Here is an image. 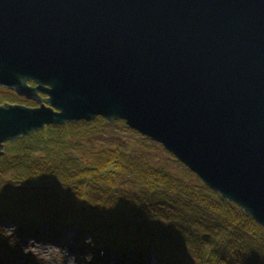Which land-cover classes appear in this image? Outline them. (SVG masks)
<instances>
[{"label": "water", "instance_id": "obj_1", "mask_svg": "<svg viewBox=\"0 0 264 264\" xmlns=\"http://www.w3.org/2000/svg\"><path fill=\"white\" fill-rule=\"evenodd\" d=\"M0 87L38 103H0V156L124 119L264 226V0H0Z\"/></svg>", "mask_w": 264, "mask_h": 264}, {"label": "trees", "instance_id": "obj_2", "mask_svg": "<svg viewBox=\"0 0 264 264\" xmlns=\"http://www.w3.org/2000/svg\"><path fill=\"white\" fill-rule=\"evenodd\" d=\"M6 100L37 105L0 87ZM121 128L134 140L116 144ZM162 150L124 119L103 116L8 141L0 156V260H14L27 237L60 233L63 243L68 224L81 229L76 249L109 244L128 264H264V226Z\"/></svg>", "mask_w": 264, "mask_h": 264}, {"label": "rangeland", "instance_id": "obj_3", "mask_svg": "<svg viewBox=\"0 0 264 264\" xmlns=\"http://www.w3.org/2000/svg\"><path fill=\"white\" fill-rule=\"evenodd\" d=\"M87 121H91V120H87ZM119 130L121 132H116L117 136L114 139L116 144H118V141L127 142L126 140H134L135 136L133 133L126 132L122 128ZM135 142L139 143L137 145L139 148L140 146L143 148L148 146L147 144L140 143L139 141H135ZM107 144L110 146L116 145L114 142H108ZM159 154L161 157L164 158L170 156L168 150L167 152L162 150ZM169 165L172 166V164ZM9 230H12V228H9ZM51 238L52 237L49 234L39 239H36L34 237L25 238V241H22L21 244L23 246L22 251L21 250L19 251V253L22 252L23 254L17 253V255H15L13 258L14 260L12 259L8 260L10 262L9 264H91L89 262L86 263V260L90 256V254H88L86 251L84 252V249H80L78 247V249L75 248L73 251L72 248L66 250L61 248L60 233H59V237L57 238L53 237L54 240H52ZM92 253H94V250H92ZM105 259H106L105 256H103L102 254L101 261H104ZM153 262L155 264L154 259Z\"/></svg>", "mask_w": 264, "mask_h": 264}, {"label": "bare ground", "instance_id": "obj_4", "mask_svg": "<svg viewBox=\"0 0 264 264\" xmlns=\"http://www.w3.org/2000/svg\"><path fill=\"white\" fill-rule=\"evenodd\" d=\"M240 206V205H239ZM241 207V206H240ZM242 208V207H241ZM49 224V223H47ZM66 228H67V231L68 233L70 234L71 237H76L77 235L81 234V229H72L70 225L66 224ZM83 230V229H82ZM84 231V230H83ZM89 246H91V244H89ZM108 251L110 253H115L117 251V248L115 246H112V245H109L107 244L106 245ZM144 248V247H143Z\"/></svg>", "mask_w": 264, "mask_h": 264}, {"label": "flooded vegetation", "instance_id": "obj_5", "mask_svg": "<svg viewBox=\"0 0 264 264\" xmlns=\"http://www.w3.org/2000/svg\"><path fill=\"white\" fill-rule=\"evenodd\" d=\"M32 83V82H31ZM32 84H34V83H32ZM2 89H4V87H1ZM2 91V90H1ZM24 98V97H23ZM27 100H29V99H27ZM29 101H32V102H35L36 104H38L36 101H33V100H29Z\"/></svg>", "mask_w": 264, "mask_h": 264}]
</instances>
